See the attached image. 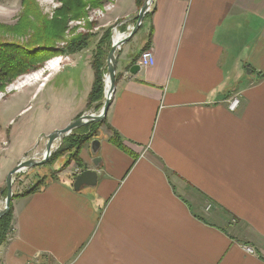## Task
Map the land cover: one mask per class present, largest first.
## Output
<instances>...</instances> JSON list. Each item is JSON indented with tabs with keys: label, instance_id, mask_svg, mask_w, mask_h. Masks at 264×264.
Segmentation results:
<instances>
[{
	"label": "crops",
	"instance_id": "0c3cea01",
	"mask_svg": "<svg viewBox=\"0 0 264 264\" xmlns=\"http://www.w3.org/2000/svg\"><path fill=\"white\" fill-rule=\"evenodd\" d=\"M123 1L106 12L112 19L137 14L135 0ZM146 19L137 51L126 41L117 53L105 116L135 159L108 132L96 154L82 147L75 174L16 196L0 264H264V0H152ZM150 29L154 62L132 74ZM79 54L47 63L32 96L90 64ZM90 90L50 87L42 111L68 112L44 134L77 118ZM86 169L96 184L74 190Z\"/></svg>",
	"mask_w": 264,
	"mask_h": 264
},
{
	"label": "rangeland",
	"instance_id": "374dc122",
	"mask_svg": "<svg viewBox=\"0 0 264 264\" xmlns=\"http://www.w3.org/2000/svg\"><path fill=\"white\" fill-rule=\"evenodd\" d=\"M34 2L39 8L38 11H35L37 15H35L32 10H29V13L31 16L33 15L35 24H39L41 18L48 21L53 20L56 14V9L61 5V0H34ZM113 2L114 0H103L102 4L98 6H88L86 8V16L69 20L67 24L68 28L63 34V39L58 40L52 35H47L44 37L47 38L49 42L52 41L49 43L52 45V47L58 50H63L66 40H69L76 35L78 36L84 33H91L92 35L94 33L95 35L91 36L87 47L75 52H79V55H87L90 64H88L85 59L80 61L76 67L72 69H66L65 72L57 76L56 79L44 89V91H38L32 96V92L35 90V88L41 86L44 79L43 75H47L48 71L45 67L47 63L51 64V68L59 67V57L69 55L67 52H62L61 54L56 53L52 57L45 60L41 67L16 77L13 82L8 84L3 89V91H0V209L4 206L3 202L6 196L5 181L10 170L14 168L18 162L28 159L29 157L35 156L36 160H40L42 158V153L46 144V136L50 132L47 134L44 133L48 131V127H50V125L59 123V119L57 118L58 116L62 117L63 114H65V111L68 112V109L65 110L63 107L58 105H55L56 107L54 113L48 114L45 111L43 112V96L50 87L66 83L68 86H71V90H79L80 95L83 97V94L86 93V91L89 90L92 85L91 83L94 77L91 66L92 56L95 52L96 44L105 33V30L110 28L109 43L111 46L115 29L119 30L121 33L126 32L127 34L131 27L135 24L136 15L131 20H127L129 18L112 19L111 16H109V14L106 12L111 10L113 7ZM132 2V0H124L121 7L124 9H130L133 6ZM24 8L25 7L22 3V0H0V24L2 25L0 26V40L15 41L22 44L28 43L30 41L33 33L29 25L23 27L22 32L13 30L14 28H12L10 32L5 31L6 28L8 29L14 27V25L17 23L22 22V19L20 18L21 15L24 13L26 14L28 11H25ZM147 29L148 22L145 18L137 32L129 41L125 43L124 49L127 50L130 47L129 51L135 53L141 41L143 40ZM48 40H45V42H48ZM108 52L109 50L107 51V54ZM107 54L104 59V65L101 68L103 72L101 98L99 101L94 102L91 106H87L86 102L83 112L80 115H97L101 110L102 101L105 94L104 77L107 74ZM91 123L96 122H90L86 125H83L81 127L83 129H80L79 131L76 130V132L87 133L94 128V125L92 126ZM108 132L109 130L104 124H99L94 131V135L92 136L91 140H100L101 138L106 137ZM91 140L88 142L90 143ZM59 146V142L56 141L53 145L54 155L49 157L44 164H38L33 167L24 168L13 175L12 200L16 196L21 195L22 192H25L36 185L44 183L47 178L49 179L57 177L56 175L58 173L62 175L61 178L67 179L68 177L63 176V174L69 172L71 174H75L77 170L83 166V162H81V166H77L76 159H69V152H57ZM71 182H73V180ZM211 208V203H206L204 205L205 212H208ZM247 248L248 247H246V249ZM253 252L254 251L250 253Z\"/></svg>",
	"mask_w": 264,
	"mask_h": 264
},
{
	"label": "trees",
	"instance_id": "16d2710c",
	"mask_svg": "<svg viewBox=\"0 0 264 264\" xmlns=\"http://www.w3.org/2000/svg\"><path fill=\"white\" fill-rule=\"evenodd\" d=\"M102 2L103 0H61V5L56 9V14L53 20L48 21L41 18L40 23L35 24L33 15L31 16L29 10H32V12L37 15L35 13V11L39 10L37 4L34 2V0H22L25 11L28 10L26 14L24 13L21 15L20 18L22 19V22L17 23L14 25V27L8 29L6 28L5 31L10 32L12 28H14L13 30L22 32L23 27L29 25L33 34L30 41L25 44L15 41L0 40V91H3V89L8 84L13 82L16 77L41 67L45 60L52 57L56 53L61 54L62 52H67L71 54L87 47L88 41L91 36L95 35L94 33L92 35L91 33H84L66 40L63 50H58L52 47V45L49 44L52 41L49 42V40L44 37L47 35H52L58 40L63 39V34L68 28L67 24L69 20L86 16V8L88 6H98L102 4ZM135 3L138 7H140L143 3V0H135ZM148 13L149 12L144 15L143 20L147 17ZM141 25L142 23L140 26ZM0 26L2 25L0 24ZM151 34L152 33L150 29L147 42L143 49L148 48L151 41ZM109 38L110 28L106 29L103 36L98 40L95 47V52L92 56L91 66L94 77L91 90L87 97V106H91L94 102L99 101L101 98L103 87V72L101 68L104 65V59L110 47ZM45 40H48V42H45ZM116 76L117 75H115V80ZM261 77H264V72L260 73L259 78ZM91 124L92 126L94 125V128L87 133L76 132V130L79 131L80 129H83L81 128L82 126L72 130L69 135L63 138L62 143L57 149V152H69V159H76L77 166H81L82 161L79 158V154L82 146L91 140L98 125L104 124L110 132L108 141L124 152L130 154L135 159L134 154L123 144L119 134L114 131L109 126V124H107L106 118L100 122ZM53 155L54 153L51 154V156ZM41 185L42 183L28 189L25 192H22L21 195H26L32 191H35ZM12 219L13 215L10 202L8 212L0 218V245L6 241L8 234L11 231Z\"/></svg>",
	"mask_w": 264,
	"mask_h": 264
},
{
	"label": "water",
	"instance_id": "95a60500",
	"mask_svg": "<svg viewBox=\"0 0 264 264\" xmlns=\"http://www.w3.org/2000/svg\"><path fill=\"white\" fill-rule=\"evenodd\" d=\"M152 0H144L135 17V24L131 27L130 31L126 34L124 38L119 41L114 42L112 37V43L107 54L106 63H107V75L109 78V89L108 92H105L102 107L100 112L95 114H82L77 118L73 119L69 122L65 127L60 129H55L50 132L46 136V144L44 147V151L42 153V158L40 160H36L35 156L29 157L28 159L21 160L18 162L14 168L10 170L6 177L5 186H6V196L4 199V206L0 209V218L5 215L10 206V202L12 200L13 192H12V183H13V175L24 168L33 167L38 164H44L47 159L51 156L54 152L53 145L56 141L60 143L62 142L63 138L67 136L71 131L75 128L81 127L86 125L90 122H98L102 121L108 111V108L111 103V98L114 94L115 89V75H116V58L118 50L120 49L121 45L128 41L138 30L144 15L148 12ZM140 66L135 63L130 67V73H136L139 70ZM100 141L98 139H93L90 142V149L92 154H96L99 149ZM100 158L95 156L93 163L95 167H98ZM97 182V172L94 169H86L80 171L74 178L72 187L74 190H79L83 186H93Z\"/></svg>",
	"mask_w": 264,
	"mask_h": 264
},
{
	"label": "built area",
	"instance_id": "2783aa9c",
	"mask_svg": "<svg viewBox=\"0 0 264 264\" xmlns=\"http://www.w3.org/2000/svg\"><path fill=\"white\" fill-rule=\"evenodd\" d=\"M149 11V10H148ZM154 62V57H153V53L151 51V49L146 48L144 49L139 56V59L137 61V64L140 67H145L148 65H152ZM240 102V98L238 95H233L229 98V100L227 101V106L229 110H235L236 107L239 105ZM248 252H252V248L248 247L246 249Z\"/></svg>",
	"mask_w": 264,
	"mask_h": 264
},
{
	"label": "bare ground",
	"instance_id": "6f19581e",
	"mask_svg": "<svg viewBox=\"0 0 264 264\" xmlns=\"http://www.w3.org/2000/svg\"><path fill=\"white\" fill-rule=\"evenodd\" d=\"M125 36H126V32L125 33H121L119 30L115 29L114 34H113V41L114 42L119 41L122 38H124ZM104 84H105V88H104L105 92H108L110 84H109V78H108L107 74L104 77ZM3 204H4V202H3Z\"/></svg>",
	"mask_w": 264,
	"mask_h": 264
}]
</instances>
